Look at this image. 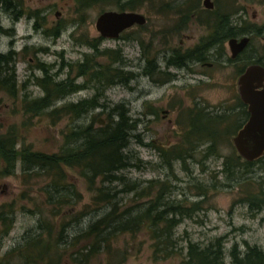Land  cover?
Segmentation results:
<instances>
[{"label": "rangeland", "instance_id": "1", "mask_svg": "<svg viewBox=\"0 0 264 264\" xmlns=\"http://www.w3.org/2000/svg\"><path fill=\"white\" fill-rule=\"evenodd\" d=\"M22 1L24 11L17 21L4 13L0 6V27L5 31L12 29L13 33L6 32L0 37V54L7 55L11 50L16 53L13 68L16 69L18 89L16 98L0 91V136L14 129L19 136L17 149L30 147L35 153L57 154L71 130L82 123L100 128L109 121H116L110 116H115L116 108L124 105L137 128L127 150L133 167L120 172L119 176L127 179L129 184L136 183L140 191L149 188L152 191L147 195L149 199L147 196L137 198L135 193L120 194L117 199L119 211L136 203L142 205L170 186V203L189 209L195 204L199 206V210L191 218L183 219L176 229L178 247L182 252L189 243L205 247L223 238L229 262L230 251L235 245L243 252L248 246L264 248V210L254 211L248 203H242L244 194L237 183L230 182L223 173L224 158L232 154L235 135H231V143L221 142L220 155L204 158L207 145L201 146L195 159L188 162L189 169L177 163L171 170L162 157V151L183 142L189 115L194 110L225 113L232 119L237 116L236 73L244 61L259 59L264 62V35L256 34L264 27V0H211L213 9L205 6L206 0H152L144 3L135 12L147 17L145 26L133 27L121 38L103 39L101 43V51H122L125 61L120 68L133 74L127 83L118 82L105 90L94 87L87 78L78 77L76 66L84 62L86 56L102 66L111 62L108 57H96L88 43L93 44L94 39L101 38L96 29L98 17L106 11H119L118 3L125 0H104L87 8L81 7V0ZM219 12L231 15L230 27L243 28L244 34L238 36L239 39L251 38L242 59L230 62L232 53L228 39L209 51L207 61L203 63H189L184 67L168 65L177 52L183 54L194 50L213 35L215 24L220 21L217 18ZM57 28L61 30L59 37L53 35ZM150 62L156 65L155 71L150 68ZM38 64L50 68L54 81L65 82L71 77L78 84L85 85L84 89L56 101L44 115L25 112L23 108L27 103L46 96L37 81L45 77ZM63 65L66 67L62 69ZM93 97H98L99 107L88 120L78 121L60 111L55 116L48 115L62 110L67 104ZM230 129L234 130L235 126L231 125ZM31 168V172L24 175L22 164H19L13 176H0V211L3 207L9 210L10 206L14 210L9 218L13 225L8 235L2 234L0 221V264H43L26 261L29 253L26 242L40 233V221L47 219L58 223L60 220L52 216L42 191L50 181L47 173L38 167ZM66 171L69 181L82 197L74 210L88 212L81 224L70 226L69 234L73 238L104 217L109 208L104 203H93L97 190L92 191L78 171ZM254 173L253 177L248 175V182L264 178V170L259 166ZM100 186L98 180L95 188ZM111 188L122 190L124 184L117 182ZM203 188L207 189L208 195L203 196ZM64 220L69 222L72 217L66 216ZM89 244L88 240L82 241L69 254ZM153 244L146 230L136 235L121 234L109 251H100L85 264L181 263L180 254L155 261ZM59 264L84 263L66 255Z\"/></svg>", "mask_w": 264, "mask_h": 264}, {"label": "trees", "instance_id": "2", "mask_svg": "<svg viewBox=\"0 0 264 264\" xmlns=\"http://www.w3.org/2000/svg\"><path fill=\"white\" fill-rule=\"evenodd\" d=\"M102 1L104 0H81L80 5L82 8H87ZM151 1L125 0L123 3H118V9L119 11H137L144 3ZM0 6L4 13L10 14L16 21L24 11L22 0H0ZM217 15L220 21L215 24L213 35L205 39L204 44L194 50L183 54L177 52L168 65L184 67L189 63H203L207 61L208 52L217 48L219 42L225 43L228 39L238 38L244 34L243 28L238 30L234 26L230 27L231 15L229 13L219 12ZM3 33L6 31L0 27V37ZM60 34L59 28L53 32L55 37H59ZM256 34L264 35V27ZM102 41L103 38L94 39V43H88V45L91 46L96 57L105 56L111 62L102 66L86 56L84 62L77 64L76 70H78V77L87 78L89 82H93L94 87L105 90L118 82L127 83L133 74L120 68L125 61L123 52L109 49L101 51ZM244 54L237 61L241 60ZM15 55V52H9L7 55L0 54V91L11 94L13 98H16L18 94L16 69L13 68ZM232 61L230 59V62ZM249 64L264 66V62L259 59L247 60L244 61L243 67L239 68L238 74L242 73ZM68 65L67 67L71 69V65ZM149 65L153 71L157 68L152 62ZM38 67L45 73V77L37 81L46 96L27 103L23 108L25 112L34 116L44 115V112L52 108L56 101L78 93L85 87L71 77L65 82H56L51 78L49 67L43 64H38ZM64 67L66 66L63 65L62 69ZM99 89L97 91H100ZM236 106L238 112L233 119L225 113L212 114L199 109L191 112L183 142L169 150L162 151L166 166L173 170L174 165L179 163L184 169H189L188 162L195 159L199 148L205 145L207 149L204 151V158L220 155L221 142L231 143V135H236L246 121V106L240 98H237ZM98 107V97H93L67 104L62 110H55L48 115L55 116L60 112H66L78 121H83V119L88 120L89 115ZM128 112L124 105H119L115 110V116H110V119L117 120L109 121L100 128H95L93 124L82 123L65 136V145L57 154L52 155L32 152L30 147L17 149L19 136L14 129L0 136V163L2 164L0 176L5 178L13 176L19 164H22L24 175L31 172V167H38L42 172L45 171L50 181L45 184L42 191L47 204L51 207L52 216L60 219L58 223L47 219L40 221V233L26 242L29 249L26 261L59 264L68 255L69 258L76 257L85 264L88 259L100 251H109L113 241L119 235L125 233L136 235L146 230L154 243L155 261L168 260L180 254L182 259L180 264H264V248L258 246H248L243 252L235 245L230 251L228 262L223 238H218L205 247L189 243L187 248H183V252L179 250L176 229L183 219L191 218L194 212L199 210V206L195 204L189 209L181 204L170 203V186L161 189L154 199L142 205L136 203L119 211L120 202H117V199L120 194L135 193L137 198L143 199V196L150 195L152 191L150 188L146 189L148 193L145 194L146 190L140 191L136 183L129 184L127 179L119 176L120 172L133 167L132 158L127 150L131 135L137 127L136 121L132 120ZM231 125L235 126L234 130L230 129ZM257 166L264 170V158L254 162L246 161L239 156L235 147L232 154L224 158L223 162V173L226 178L230 182L237 183L241 193L244 194L241 202L248 203L254 211L264 210V178L253 182H248L247 179L249 174L253 177ZM66 170L78 171L81 177L88 182L91 190H97L92 200L93 203L95 205L104 203V206L109 208V212L104 217L73 238L69 234L70 226L81 224L88 212L74 210L82 197L76 186L69 181ZM98 180L101 186L95 188ZM117 182L124 184L122 190L111 188ZM203 189V196L208 195L207 189ZM23 197H25L24 194ZM147 198L149 199L150 196ZM13 213L12 206L9 210L3 207L0 211V221L3 224L2 234L4 235H8L12 229L13 220L9 218ZM66 216L72 217V220L69 222L64 220ZM85 240L90 242L89 246L83 249L78 248L69 254L72 248L76 249Z\"/></svg>", "mask_w": 264, "mask_h": 264}, {"label": "water", "instance_id": "3", "mask_svg": "<svg viewBox=\"0 0 264 264\" xmlns=\"http://www.w3.org/2000/svg\"><path fill=\"white\" fill-rule=\"evenodd\" d=\"M211 0L205 1L208 9H213ZM147 17L138 12H103L96 21V29L101 37L117 40L134 26H145ZM250 37L232 38L228 41L232 59H236L250 44ZM238 93L248 106L249 120L233 138V145L244 160L249 162L264 158V66L251 64L238 79Z\"/></svg>", "mask_w": 264, "mask_h": 264}, {"label": "flooded vegetation", "instance_id": "4", "mask_svg": "<svg viewBox=\"0 0 264 264\" xmlns=\"http://www.w3.org/2000/svg\"><path fill=\"white\" fill-rule=\"evenodd\" d=\"M120 12H124V11H120ZM128 12H135V11H128ZM136 26H137V25H136ZM136 26H134V27H136ZM137 27H142V26H137ZM131 29H132V28H131ZM129 30H130V29H129ZM127 31H128V30H127ZM6 32H7V34L9 33V35H12V34H13V33H12V29L7 30ZM125 32H126V31H125ZM125 32H124V33H125ZM124 33H123V34H124ZM123 34H122V35H123ZM122 35L120 36V38L122 37ZM100 36H101V35H100ZM244 37H245V36H244ZM101 38H103V37H101ZM242 38H243V37H242ZM103 39H105V38H103ZM238 39H239V38H238ZM240 39H241V38H240ZM250 39H251V38H250ZM250 42H251V40H250ZM11 44H13V43L11 42ZM246 50H247V49H245L244 52H242V53H241L236 59H232V55H231V60H233V61H237L238 58H239L243 53L246 52ZM10 52H14V50H11ZM249 65H251V64H249ZM249 65H248V66H249ZM248 66H247V67H248ZM247 67H246V68H247ZM246 68H245V69H246ZM245 69L243 70V72L245 71ZM243 72H242V73H243ZM242 73H239V74L236 73L237 76H238V77H237L238 79H239V77L241 76ZM167 74H169V73H167ZM238 79H237V84H238ZM237 91H238V85H237ZM237 98H240V97H239V93H238V95L236 96V100H237ZM240 100H241V98H240ZM241 101H242V100H241ZM242 102H243V101H242ZM236 103H237V101H236ZM244 105L246 106V115H247V116H246V121L244 122V124H245V123L249 120L250 113H249V111H248V106H247L246 104H244ZM240 129H241V128H240ZM240 129H239V130H240ZM239 130H238V131H239ZM237 133H238V132H237ZM235 136H236V135H235Z\"/></svg>", "mask_w": 264, "mask_h": 264}]
</instances>
